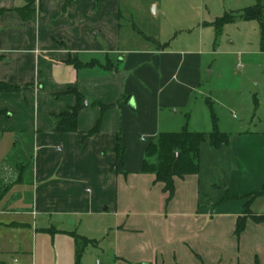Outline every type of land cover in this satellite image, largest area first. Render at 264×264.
Listing matches in <instances>:
<instances>
[{"label": "crops", "instance_id": "crops-1", "mask_svg": "<svg viewBox=\"0 0 264 264\" xmlns=\"http://www.w3.org/2000/svg\"><path fill=\"white\" fill-rule=\"evenodd\" d=\"M149 2L159 18L146 36L124 21L135 0H0V81L17 87L0 91V264H92L99 250L107 261L97 264H264V222L255 219L264 193L249 197L264 187V134L203 141L198 173L176 176L171 199L143 171L149 143L184 125L179 112L200 130L194 107L212 97L214 80L227 87L223 68L246 37L234 27L255 28L258 49L255 20L237 16L218 33L213 22L228 11L200 0L181 35L167 6ZM29 3L35 13L25 19L17 8ZM77 92L78 129L56 131L55 115L78 103ZM202 122L209 131L206 111ZM28 157L24 205L19 193L4 195L25 181ZM17 214L28 217H9Z\"/></svg>", "mask_w": 264, "mask_h": 264}, {"label": "rangeland", "instance_id": "rangeland-1", "mask_svg": "<svg viewBox=\"0 0 264 264\" xmlns=\"http://www.w3.org/2000/svg\"><path fill=\"white\" fill-rule=\"evenodd\" d=\"M159 1H161L162 5L167 6L169 15H167L166 19L174 20L178 34L182 33L181 35H185L187 33L185 30L186 27L196 23L200 0ZM257 1L258 0H205V3L212 7L220 6L225 11H239L256 4ZM144 3L145 5L143 4V6L139 0H135L132 20L127 22L125 19L124 21L125 24L130 23L134 26L137 32H142V34L148 36V34H152L156 29L157 25L155 21H158L159 17L157 19L154 17L159 16V14L155 16L149 0H144ZM253 23L257 26L256 32H258L259 35L258 49H256L255 28H251L250 26H242L240 28L234 27V30L238 33L240 32V34L243 33L242 35L246 37L240 36L235 45L232 46V48H234L233 50H236V53L238 52L237 54L234 53L231 55V57H234L235 64L232 65L228 63L223 68L226 76L225 80L227 82L225 85L227 87L224 86V82L221 83L220 81L216 82V80H214L212 84L216 88H214L212 97L207 98L208 100L200 98L199 101L202 104H197V106L194 107L193 118L194 120L198 119V124H201L199 125L201 127H199L200 130L198 131L211 132L216 121L219 130L229 134L236 132H255L264 134V51L260 52V48L264 50V42L262 41L264 28L258 20H255ZM229 34L233 35L232 32H229ZM151 43L154 44L152 41ZM238 63L241 66L238 65ZM218 87H220V89ZM221 87L224 88V90L221 89ZM195 94L201 97L199 90H197ZM205 111L211 121V123H209L211 127H208L210 129H206L209 131L201 129L203 126L202 118L204 117ZM189 112L190 111H188L186 116H184L182 112H179L178 116L182 118L184 125H181V127L179 126L177 131L182 130L184 127L190 129L188 123ZM28 161L29 163L24 170L25 181L22 184H20L21 182L10 184L9 187L5 189L6 193L4 195L9 199L14 196L15 193H19V195H22L25 199L22 202L24 205L28 202L32 190L30 157H28ZM3 202L6 203L5 201ZM260 203H263L264 206V202ZM23 204H21V206ZM7 216L8 215H6V217ZM9 217L17 220L27 218L28 215L17 214L9 215ZM2 218L5 217L2 216ZM40 237L49 236H39L38 243L43 239ZM30 242L32 243L31 237ZM98 253L99 255L93 256L91 259L92 264H97L99 259H104V262L105 260L107 261V257H105L106 254L102 250H99Z\"/></svg>", "mask_w": 264, "mask_h": 264}, {"label": "trees", "instance_id": "trees-1", "mask_svg": "<svg viewBox=\"0 0 264 264\" xmlns=\"http://www.w3.org/2000/svg\"><path fill=\"white\" fill-rule=\"evenodd\" d=\"M23 18L33 17L35 11L31 8V3L23 7L17 8ZM264 0H258L256 4L246 7L239 11H228L219 16L213 24L216 26L217 32L221 33L224 26L235 20L237 16H241L246 20H258L264 28ZM264 42V32L262 36ZM17 89L16 86L0 81V91H10ZM78 103L69 110L55 115V129L58 132H70L78 129V116L83 104V95L77 92ZM215 117V116H214ZM96 130V129H95ZM231 135L227 132L219 130L215 121L214 129L211 132L193 131L184 127L180 131H163L153 140L146 148L145 159L143 162V171L154 173L156 182L164 184V190L169 194L171 199L175 193V177H184L188 174H196L199 171L200 163V145L206 139H209L214 147H220L227 144ZM123 150L119 143L117 146L118 154ZM176 152L179 155L176 156ZM264 187L258 192H254L249 197L253 199L255 196L263 194ZM239 195L229 193L227 198H237ZM250 215L247 208L245 213L239 216L237 221L236 232L240 233L245 227L246 220ZM258 221L264 222V215L255 216ZM82 245L89 242L85 237H79ZM82 254V249L78 253V261Z\"/></svg>", "mask_w": 264, "mask_h": 264}, {"label": "water", "instance_id": "water-1", "mask_svg": "<svg viewBox=\"0 0 264 264\" xmlns=\"http://www.w3.org/2000/svg\"><path fill=\"white\" fill-rule=\"evenodd\" d=\"M87 104H88V102L85 101V106H87ZM178 155H179V152H176V156H178Z\"/></svg>", "mask_w": 264, "mask_h": 264}]
</instances>
